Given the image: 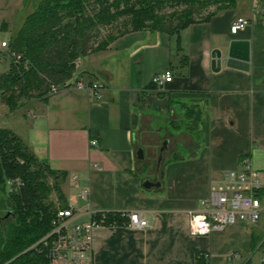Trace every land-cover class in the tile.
<instances>
[{
	"label": "crops",
	"instance_id": "crops-1",
	"mask_svg": "<svg viewBox=\"0 0 264 264\" xmlns=\"http://www.w3.org/2000/svg\"><path fill=\"white\" fill-rule=\"evenodd\" d=\"M238 17L248 24L232 33ZM230 40L248 41L247 70L226 65ZM180 44L184 66L174 35L127 32L76 60L78 80L96 83L100 96L72 83L57 86L54 93L20 99L9 112L19 113L13 126H2L39 161L66 172L62 190L75 188L67 203L82 211H139L147 219L144 228L94 227L92 264H197V254L204 255L203 264L252 260V235L264 224L258 233L252 224L236 222L191 236L187 212L201 208L212 183L237 168L241 156L264 170V0H236L233 8L190 24L180 31ZM213 50L221 53L217 71L211 68ZM165 69L171 81L152 83ZM196 109L195 126L190 114ZM189 124L203 129L202 143ZM177 145L187 154L180 155ZM231 253L236 256L228 259Z\"/></svg>",
	"mask_w": 264,
	"mask_h": 264
},
{
	"label": "trees",
	"instance_id": "trees-1",
	"mask_svg": "<svg viewBox=\"0 0 264 264\" xmlns=\"http://www.w3.org/2000/svg\"><path fill=\"white\" fill-rule=\"evenodd\" d=\"M235 5L236 0H41L7 42L8 52L19 54V60L9 57L8 70L0 74L2 100L13 111L20 99L44 96L51 86L69 85L78 80L77 59L131 31L174 35L176 54L184 66L187 57L180 31ZM194 113L190 117L195 116L196 126L200 110ZM195 126L189 124L187 129ZM172 127L180 128L179 123ZM66 177V172L39 161L12 130L0 127V193L10 204L12 219L6 232L0 228V264L42 261L40 255L25 250L51 229L56 208L67 206L62 190ZM52 192L59 206L50 200ZM127 221L119 212H108L101 223ZM259 235L253 233L252 245ZM203 257L197 254L196 263L203 264Z\"/></svg>",
	"mask_w": 264,
	"mask_h": 264
},
{
	"label": "built area",
	"instance_id": "built-area-1",
	"mask_svg": "<svg viewBox=\"0 0 264 264\" xmlns=\"http://www.w3.org/2000/svg\"><path fill=\"white\" fill-rule=\"evenodd\" d=\"M247 24V19L238 17L231 23L230 31L235 33ZM7 46V42H1V47ZM7 53L18 62L19 54ZM172 77V72L165 69L153 75L151 82L162 85L171 81ZM71 83L76 89L100 96L96 83H85L82 80H73ZM56 91L57 86H51V92ZM89 143L91 146L97 145L96 140H90ZM79 195L85 198L86 193L82 191ZM108 212L92 210L90 206L82 211L71 203H67L66 207H57L51 229L25 251L40 255L42 261L38 264H92V230L103 225L101 222ZM119 213L127 217L128 221L123 224L132 228L148 226L147 219L139 211ZM187 213L188 233L191 236H207L236 222L258 224L264 214V170L253 168L248 157L241 156L237 168L225 171L220 180L212 183L211 196L201 201V208L188 210ZM82 216L86 218L82 219ZM256 248L261 252L259 264H264V229L259 235ZM235 256L231 253L227 257L230 259Z\"/></svg>",
	"mask_w": 264,
	"mask_h": 264
},
{
	"label": "rangeland",
	"instance_id": "rangeland-1",
	"mask_svg": "<svg viewBox=\"0 0 264 264\" xmlns=\"http://www.w3.org/2000/svg\"><path fill=\"white\" fill-rule=\"evenodd\" d=\"M41 0H0V73L5 71L9 66V56L8 49L1 47V41L4 40L8 42L10 37L20 28L25 17L30 14L33 10H35L36 6ZM105 29L102 28L101 34L105 36ZM14 111V110H13ZM12 112L9 110L8 105L2 100V96L0 94V127L13 126L14 121L17 118V114L12 115ZM202 126V124H200ZM195 138V142L202 143V137L204 135L203 129L192 130ZM173 142L169 145L170 148L173 147ZM177 151L180 155H186L188 149H185L179 145H177ZM19 182V181H17ZM50 182V180H49ZM64 194L67 198H72L75 195V188L72 186L68 187L65 185ZM50 200L55 204V206H59L56 195L52 192L50 194ZM10 208V204L5 201L0 193V228H2L5 232L8 228V224L11 223L12 219L9 217L8 210ZM264 224V214H262L258 224H252L254 230L258 233L260 231L261 226ZM254 231V232H255ZM252 260L251 264H258L260 258V250L256 248V245H252Z\"/></svg>",
	"mask_w": 264,
	"mask_h": 264
},
{
	"label": "water",
	"instance_id": "water-1",
	"mask_svg": "<svg viewBox=\"0 0 264 264\" xmlns=\"http://www.w3.org/2000/svg\"><path fill=\"white\" fill-rule=\"evenodd\" d=\"M211 68L219 70L220 56L219 50H213ZM249 61V44L246 40H230L226 54V65L231 68L247 70ZM165 148V145L163 146ZM159 163V161L157 162Z\"/></svg>",
	"mask_w": 264,
	"mask_h": 264
},
{
	"label": "bare ground",
	"instance_id": "bare-ground-1",
	"mask_svg": "<svg viewBox=\"0 0 264 264\" xmlns=\"http://www.w3.org/2000/svg\"><path fill=\"white\" fill-rule=\"evenodd\" d=\"M248 155V154H247Z\"/></svg>",
	"mask_w": 264,
	"mask_h": 264
}]
</instances>
